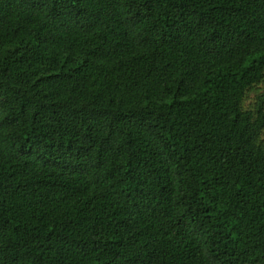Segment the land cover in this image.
Segmentation results:
<instances>
[{
  "label": "trees",
  "instance_id": "obj_1",
  "mask_svg": "<svg viewBox=\"0 0 264 264\" xmlns=\"http://www.w3.org/2000/svg\"><path fill=\"white\" fill-rule=\"evenodd\" d=\"M0 264H264V0H0Z\"/></svg>",
  "mask_w": 264,
  "mask_h": 264
},
{
  "label": "rangeland",
  "instance_id": "obj_2",
  "mask_svg": "<svg viewBox=\"0 0 264 264\" xmlns=\"http://www.w3.org/2000/svg\"><path fill=\"white\" fill-rule=\"evenodd\" d=\"M252 96H253V94H252Z\"/></svg>",
  "mask_w": 264,
  "mask_h": 264
}]
</instances>
